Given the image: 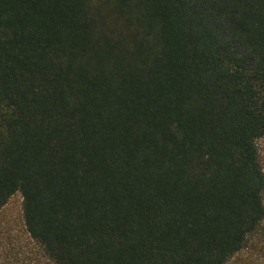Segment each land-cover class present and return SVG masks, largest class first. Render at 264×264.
<instances>
[{"label": "trees", "instance_id": "1", "mask_svg": "<svg viewBox=\"0 0 264 264\" xmlns=\"http://www.w3.org/2000/svg\"><path fill=\"white\" fill-rule=\"evenodd\" d=\"M264 0H0V212L52 264L264 254Z\"/></svg>", "mask_w": 264, "mask_h": 264}, {"label": "rangeland", "instance_id": "2", "mask_svg": "<svg viewBox=\"0 0 264 264\" xmlns=\"http://www.w3.org/2000/svg\"><path fill=\"white\" fill-rule=\"evenodd\" d=\"M259 149L264 162V138L259 142ZM0 264H52L26 233L19 194L0 212ZM232 264H264V254H246Z\"/></svg>", "mask_w": 264, "mask_h": 264}]
</instances>
